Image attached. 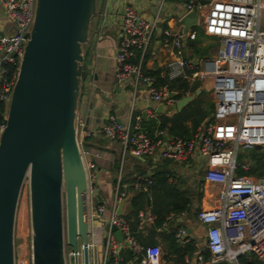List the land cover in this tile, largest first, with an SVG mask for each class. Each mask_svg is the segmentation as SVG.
I'll use <instances>...</instances> for the list:
<instances>
[{
    "label": "built area",
    "instance_id": "built-area-1",
    "mask_svg": "<svg viewBox=\"0 0 264 264\" xmlns=\"http://www.w3.org/2000/svg\"><path fill=\"white\" fill-rule=\"evenodd\" d=\"M0 4L5 17L14 23L12 32L0 34V100L6 118L24 45L34 21L36 0H0ZM183 6L185 13L195 10L199 21L206 4L199 0H185ZM155 25L154 19L142 15L133 5H124L114 72L118 80L133 77L135 86L143 85L152 99L159 101L166 91L153 84V78L144 72L140 61L131 60L136 50L143 53ZM202 25L205 33L219 37V45L211 56L200 61L185 56L182 28L167 26L162 32L164 44L171 48V57L164 69L166 78L198 77L209 85L214 112L213 118L204 123L203 130L191 138L166 135L163 140L165 132L158 130L153 139L139 120L122 123L112 114L107 115L100 130L107 138L118 140L123 152L135 156L152 155L162 144L160 153L163 157H199L204 161V181L218 185L217 204L198 211V218L207 225L204 245L211 257L206 260L201 249L196 248L193 264L233 260L240 254L250 253L264 259V175L255 178L235 172L239 151L252 149L257 144L264 146V0H210ZM10 65L16 67L11 74ZM217 123L231 124L232 129L214 134ZM83 126L84 121L76 112V138L89 199L97 188V172L95 161L87 156L90 153L99 157V152L81 147L83 135L90 133ZM243 167L246 168L247 164ZM151 183L152 178L148 176H137L131 182H121L118 177L115 201L126 197L130 185L146 189ZM117 207L111 205V211L105 217L104 202L94 207L88 205L89 218L96 217L102 223L113 224L122 233V240H118L112 230L105 231L102 264H174L164 258L159 244L145 246L138 242L129 228L128 219L123 213H117ZM153 218L154 214L149 210L139 212L138 227H144ZM174 236L177 241H187V229H177ZM125 247L132 250L131 259L125 260L121 255Z\"/></svg>",
    "mask_w": 264,
    "mask_h": 264
},
{
    "label": "water",
    "instance_id": "water-1",
    "mask_svg": "<svg viewBox=\"0 0 264 264\" xmlns=\"http://www.w3.org/2000/svg\"><path fill=\"white\" fill-rule=\"evenodd\" d=\"M96 12V0H36L34 21L0 130V264H15V212L27 175L32 264H66L65 243L73 250L74 264H79V248L82 264H89L88 195L75 116L82 83V45L88 41ZM180 22L185 38L190 27L198 24V13L188 11ZM194 94L176 99L177 109ZM168 95L172 97V91ZM241 157L239 151L237 159ZM129 199L120 200L117 213H123ZM105 229L122 240L115 225L106 223Z\"/></svg>",
    "mask_w": 264,
    "mask_h": 264
},
{
    "label": "crops",
    "instance_id": "crops-1",
    "mask_svg": "<svg viewBox=\"0 0 264 264\" xmlns=\"http://www.w3.org/2000/svg\"><path fill=\"white\" fill-rule=\"evenodd\" d=\"M184 1L185 0H96L97 12L90 21L88 41L82 45L84 54L83 71L84 65L87 70L82 78L76 108L78 115L84 121V129L90 132L89 134L83 135L81 147L90 152H99V157H94L90 153L87 156L95 161L97 172V188L95 193L89 196L88 205L94 207L97 203L104 202L106 210L103 215L108 217L111 211V205H119L120 202L115 201L118 177L121 182H131L137 176H148L154 179L152 175L166 160L168 161L167 166L170 167L171 170L169 180H173L175 177L177 180L174 181V183L178 184L181 190L186 189L188 191L192 210L176 215L170 214L167 217L168 220L176 219L175 222L169 225V221H167L166 226L162 225L157 228V230H168L171 225H174L176 230L181 227L187 229L188 240L179 242L192 243L194 249L192 253L187 252L184 254V262H175L169 258L172 257L174 253H168L167 257L169 259L164 258L168 262L174 264H193L195 261L194 252L196 248H200L204 256V250L206 248L204 239L207 225L200 220L197 215L193 214V210L197 207L201 209L215 206L217 204L218 185L204 181V161L199 157H191L188 159L163 157L160 153L162 144L157 146L152 155L135 156L128 151L123 152L121 143L118 140L107 138L101 132L100 128L107 115L112 114L122 123H135L139 120L142 128L146 130L144 127L145 121L151 118L159 119L162 115H171L175 111H178L176 99L191 93H195L194 97L199 93H204L205 98L208 99L209 97L214 103L213 95L208 89L209 85L206 84V81L198 77L182 78L187 79L189 83L194 80H199V86L196 88H200L199 92H196V89L194 92L185 91L182 96L178 97L177 94L179 90L177 88L168 90L165 85H159L160 88L166 91V95L161 100L155 101L143 85H134L133 77L130 76L118 80L115 76L114 55L120 39L124 5L128 3L131 4L139 13L156 21V25L151 32L145 50L143 53H141L140 50H136L131 60L140 61L143 70L147 72L159 70V75L164 76L165 64L171 57V48L163 42L162 29L167 26L173 28L183 27L180 18L185 14L183 6ZM199 1L206 4L199 15L200 21V17H203L210 0ZM201 26L202 31L199 33L196 32V30H192L195 25L190 27L187 35L183 39L185 56L196 61L202 60L203 57L211 56L214 53L213 49L217 47L216 44L209 45L215 38L212 39L207 37L209 34L205 33L203 25ZM13 30L14 23L5 17L3 7L0 4V34L10 33ZM191 33H193L194 36L191 37L192 42L188 43V36ZM206 45H209L208 51L203 50V47ZM171 91L172 97L168 95ZM212 108L208 120L213 118L214 106ZM206 121L207 119L198 126L199 132L203 130ZM188 124H190V121ZM231 129V124L217 123L213 132L214 134L227 133L230 132ZM157 132L158 129L155 128L152 132L153 137L157 136ZM166 135L170 136L165 132L162 136V140ZM249 155L248 150H246V152L242 151V157L238 159V164L242 166L243 164L251 165V161L248 158ZM252 176L255 178L259 177L256 175ZM151 185L146 189L134 188L130 185L127 189L126 197H132L136 190H146L150 193ZM198 194H200L199 197L197 196ZM128 205L129 201L124 204L123 214L127 211ZM148 210L151 211L150 206H146L145 209H141L139 212H146ZM154 218L146 222L145 226L142 228L137 226V230L142 231L143 235H145L148 227L153 223ZM89 225L90 249L92 251L91 253L94 254L92 255L93 257H91L99 259V253L96 254L95 252L98 250V242L103 241L105 237L106 222L102 223L100 219L92 217L89 218ZM93 225H96L95 229ZM157 239L158 242L156 244L161 246L164 256L166 252L162 248V239L159 236H157ZM187 258H189V262H186ZM251 258V256L248 257V260H251ZM257 259L264 264V259L258 257ZM109 260H112V258L109 257ZM227 261L232 264H241L238 257Z\"/></svg>",
    "mask_w": 264,
    "mask_h": 264
},
{
    "label": "trees",
    "instance_id": "trees-1",
    "mask_svg": "<svg viewBox=\"0 0 264 264\" xmlns=\"http://www.w3.org/2000/svg\"><path fill=\"white\" fill-rule=\"evenodd\" d=\"M195 28L193 27L192 30ZM191 37L188 36V43H191ZM135 61V60H134ZM16 67L10 65V73L15 71ZM153 77V84L156 87L159 85H165L168 90L177 88L179 93L177 96H182L185 91L194 92L199 86V80H194L191 83L185 78H176L169 80L166 76H160L159 70L147 72ZM85 73L82 71V78ZM204 93H199L193 97L186 105L180 110L175 111L171 115H162L159 119L151 118L145 121L144 127L148 135L153 137V131L155 128L158 130L165 131L168 135H178L182 138H191L198 132V126L202 124L204 120L210 118L212 107L214 106L213 101L208 97L205 98ZM209 108V109H207ZM5 110L0 100V129L5 124ZM190 121V124L188 122ZM251 161V165H247L244 168L241 164H238L235 172L237 174L247 175H264V147L258 148L253 147L251 153L248 156ZM168 161H164V164L160 165L152 177V185L150 187V193L146 190H136L132 197L129 199V205L124 216L128 219L129 228L132 234L141 242L143 245L156 244L158 242L157 236L162 239V248L166 252L164 257L167 259L168 253H174L170 259L175 262H184V254L192 253L194 246L192 243H181L177 241L174 236L176 231L175 226L171 225L168 230H157L158 227L162 226L165 221L168 220L170 214L176 215L182 212H190L192 206L190 205V196L186 189L181 190L178 184L174 183L177 179L174 177L173 180H169L171 174L170 167L167 164ZM198 197L200 194L197 195ZM146 206H150L151 211L155 215L153 223L148 227L147 233L143 235L142 231L137 230L138 226V212L141 209H145ZM193 214L197 215L199 208L193 210ZM121 255L125 260L133 257V252L130 248L125 247L121 251ZM210 251L208 248L204 250V258L209 259ZM252 257L248 260V257ZM241 264H262L257 257L250 253L249 255L240 254L237 256ZM168 258V259H169ZM206 264H232L227 260H219L215 263Z\"/></svg>",
    "mask_w": 264,
    "mask_h": 264
},
{
    "label": "rangeland",
    "instance_id": "rangeland-1",
    "mask_svg": "<svg viewBox=\"0 0 264 264\" xmlns=\"http://www.w3.org/2000/svg\"><path fill=\"white\" fill-rule=\"evenodd\" d=\"M202 19L203 17H200V21L197 25H195L196 32L202 31ZM207 37L215 38L214 41H212L211 44H216L217 47L213 49L215 52L219 45V39L215 35H207ZM217 38V39H216ZM200 40V39H199ZM209 45H206L203 47L204 51H208ZM204 59V57H203ZM202 59V60H203ZM87 68L84 65V73L86 72ZM243 152H246L245 150ZM64 199V196H63ZM63 209H65V205H63ZM65 211V210H64ZM65 215V213H64ZM96 226V225H95ZM94 225V229L96 228ZM31 219H30V194H29V180L28 175L24 179V182L22 184L17 206H16V212H15V220H14V229H13V244H14V258H15V264H32V248H31ZM98 250L95 252L98 254L99 259H96L95 257L92 258L94 254H92L90 249V264H102L103 260V244L102 241L98 242L97 246ZM95 254V255H96ZM92 256V257H91ZM64 257H65V263L66 264H74V255L73 250L68 244H64ZM78 262L79 264H82V252L79 248L78 253Z\"/></svg>",
    "mask_w": 264,
    "mask_h": 264
}]
</instances>
